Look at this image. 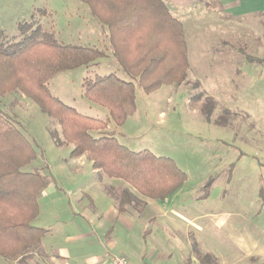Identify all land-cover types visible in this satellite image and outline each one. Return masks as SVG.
Segmentation results:
<instances>
[{"label": "rangeland", "instance_id": "374dc122", "mask_svg": "<svg viewBox=\"0 0 264 264\" xmlns=\"http://www.w3.org/2000/svg\"><path fill=\"white\" fill-rule=\"evenodd\" d=\"M237 1L238 5L232 3L217 14L211 11L207 17L200 12L186 15L187 78L149 93L137 85L135 112L122 126L110 122L109 131L132 150L149 149L175 160L188 176L178 192L183 195L175 202L195 200L205 183L212 182L211 199L196 200L194 204L214 207L218 197L226 196L228 201L223 207L234 201L240 209L242 205L237 200L242 197L246 213L257 208L259 177L264 171V9H257L255 0ZM261 4L264 6V0ZM33 16L61 43L105 47L98 21L81 0H0V30L9 36L17 35L18 23ZM111 58L102 59L94 68L81 66L59 72L49 80V89L81 113L107 119V110L85 96L84 80L111 72L127 78ZM0 110L16 119L35 146L37 157L25 170L40 167L51 176V183L40 196L34 224L61 228V217L67 210L65 196L70 192L76 205L75 198L82 195V190L90 191L92 184H100L92 163L85 155L71 156L72 145H61L58 121L25 95H0ZM233 164L236 169L229 184ZM105 180L112 179L105 176ZM117 186L120 191L124 185ZM146 206L147 203L130 205L128 209L137 214L148 212ZM208 233L209 240L202 243L203 248L216 242L210 240L214 237L212 231ZM146 243L145 253L151 248L150 242ZM123 251L120 250L122 254ZM223 254L225 262L227 255L226 264H240L238 252ZM172 256L167 263L185 264L180 252L175 251ZM13 261L0 255V264Z\"/></svg>", "mask_w": 264, "mask_h": 264}, {"label": "trees", "instance_id": "16d2710c", "mask_svg": "<svg viewBox=\"0 0 264 264\" xmlns=\"http://www.w3.org/2000/svg\"><path fill=\"white\" fill-rule=\"evenodd\" d=\"M81 1L107 34V46L61 43L35 16L18 23L17 35L0 30V95H25L55 118L61 145H72V157L89 159L120 212L146 204L145 198L163 201L183 187L186 172L170 157L121 144L109 124L122 126L135 112L137 85L149 93L185 81L189 60L183 24L164 0ZM109 53L127 79L111 72L84 80L85 96L107 110V119L81 113L52 94L48 82L56 74L97 67ZM36 157L33 142L16 119L0 110V255L20 264H28L36 255L48 256L42 247L47 229L34 221L51 176L40 167L25 170ZM117 185L124 186L119 191ZM260 195L264 203V186ZM210 257L200 256L204 264H218Z\"/></svg>", "mask_w": 264, "mask_h": 264}, {"label": "crops", "instance_id": "0c3cea01", "mask_svg": "<svg viewBox=\"0 0 264 264\" xmlns=\"http://www.w3.org/2000/svg\"><path fill=\"white\" fill-rule=\"evenodd\" d=\"M164 1L173 15L182 22L184 31L187 14L192 16L193 12H200L207 17L211 11L217 14L220 9L223 10L232 3L234 6L239 4L237 0ZM262 1H254L259 10L264 9ZM99 26L101 27L100 24ZM99 34L107 46V34L103 30ZM106 58H111L115 62L113 56ZM262 166L264 169V165ZM235 169L236 164H233L232 174L228 177L229 184L234 177ZM93 172L98 173L95 169ZM259 180L261 186L258 191L257 208L246 213L242 197L237 200V203L242 205L240 209L236 208L234 201L233 205L223 207V203L228 201L226 196L218 197L216 201L218 205L214 207L202 208L194 204L196 200L211 199L212 182L207 191L204 189L207 184L205 183L202 193L186 204H181V201L175 202L183 195L181 192L178 193L181 190L179 189L163 201L146 199L145 209L148 212L143 210L137 214L129 211L122 213L117 207L115 197L104 185L96 182L92 184L90 191H81L82 195L75 198L76 205L72 202L70 192L65 196L68 199L67 210L63 213L65 216L61 217V228L41 226L47 229L42 247L48 256L36 255L28 264H110L108 250L116 251L118 253H114L119 255H124L128 250V255L124 256L132 264L167 263L175 251L181 253L185 264L186 261L188 264L191 261L193 264H204L200 256L206 254L212 255V259L218 264H226L227 255L225 262L223 252L231 250L241 254L240 260L243 261L239 260L240 264H264V203L260 195L264 186V171L260 172ZM225 192L224 189L223 194ZM209 230L214 236L210 240L216 242L214 246L203 248L202 243L209 240ZM147 241L150 242L151 248L145 253ZM120 250H124L123 254ZM247 259L249 262L245 261ZM3 264L20 263L15 260Z\"/></svg>", "mask_w": 264, "mask_h": 264}, {"label": "built area", "instance_id": "2783aa9c", "mask_svg": "<svg viewBox=\"0 0 264 264\" xmlns=\"http://www.w3.org/2000/svg\"><path fill=\"white\" fill-rule=\"evenodd\" d=\"M107 255L109 257L110 264H131L129 259L125 256L115 254L111 251H107Z\"/></svg>", "mask_w": 264, "mask_h": 264}]
</instances>
